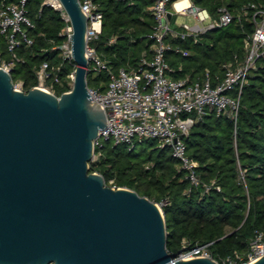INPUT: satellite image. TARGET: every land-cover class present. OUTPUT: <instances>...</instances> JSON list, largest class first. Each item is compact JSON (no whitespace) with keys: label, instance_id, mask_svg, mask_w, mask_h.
Wrapping results in <instances>:
<instances>
[{"label":"trees","instance_id":"16d2710c","mask_svg":"<svg viewBox=\"0 0 264 264\" xmlns=\"http://www.w3.org/2000/svg\"><path fill=\"white\" fill-rule=\"evenodd\" d=\"M104 12L103 30L92 42L110 64L120 67L139 65L144 53L152 56L154 41L150 38L156 24L151 11L154 0H96ZM206 8L214 17L226 6L236 15L242 7L256 3L264 7V0H192ZM43 0H29L28 9L36 27L30 31L35 43L32 48L21 47L22 59L16 62L14 81L23 80L29 91L37 80V70L44 61H61L54 43L60 44L65 28L59 11L44 6ZM255 31L253 22L245 18L224 27L208 31L197 43L192 37L172 39L189 51L188 56L169 51L168 61L177 69L175 78L187 74L195 77L209 69L213 76L225 75L223 64L246 56L245 39ZM116 36L117 41L110 44ZM0 52L11 60L6 39L0 34ZM76 62L69 63L61 74L74 72ZM106 73L88 77L90 86L106 89ZM216 83V81H215ZM70 90L65 83L57 94ZM149 146L147 148L140 146ZM189 154L199 161L198 172L203 181L221 186L203 194L202 187L193 186L173 156L169 147H160L155 139L137 142L130 149L126 144L116 145L112 139L104 142L102 156L91 162V171H98L107 183L114 180L119 186L135 189L156 202L167 200L163 206L169 233L168 249L182 253L198 245L209 244L214 258L223 260L235 251L247 254L257 231H264V57L252 71L244 87L238 121L226 115L211 112L197 123L187 139ZM244 176V177H243ZM229 234V235H228ZM187 249V250H185Z\"/></svg>","mask_w":264,"mask_h":264},{"label":"water","instance_id":"95a60500","mask_svg":"<svg viewBox=\"0 0 264 264\" xmlns=\"http://www.w3.org/2000/svg\"><path fill=\"white\" fill-rule=\"evenodd\" d=\"M60 1L73 26L72 88L25 91L0 67V264H220L171 253L160 203L91 171L108 118L89 92V16L80 0Z\"/></svg>","mask_w":264,"mask_h":264},{"label":"built area","instance_id":"2783aa9c","mask_svg":"<svg viewBox=\"0 0 264 264\" xmlns=\"http://www.w3.org/2000/svg\"><path fill=\"white\" fill-rule=\"evenodd\" d=\"M80 1L89 16L88 69L95 76L106 73L108 77L104 90L102 85H89L92 99L104 107L108 118L107 127L101 130L95 141L96 149L103 148L104 142L110 139L116 145L126 144L130 149L137 142L155 139L160 147L171 149L193 186L202 187L203 194H208L212 188L220 191L221 186L216 181L202 180L198 172L200 163L189 154L187 139L193 127L211 112L226 115L237 123L244 87L249 83V77L257 68L258 61L264 57V7L249 3L236 15L226 6H222L218 10V16L214 17L206 8L195 5L191 0H154L151 11L156 24L153 33L149 35L154 41L152 56L144 53L139 65L123 66L116 70L104 54L92 45L103 30L102 7L96 0ZM185 1L190 6H177L179 2ZM28 4L29 0H0V34L6 39L12 56L9 60L0 52V67L10 72L16 62L22 60L17 51L21 47L30 49L35 43L30 31L36 25ZM44 6L59 11L66 25L61 32L63 42L54 43L52 47V50L58 51L61 61L55 64L44 61L37 70L38 82L35 86L57 94L59 86H65V83L70 89L73 86L74 72L67 77L61 75L66 66L74 61L70 39L73 26L60 0H43L40 12ZM178 15L193 17L195 23L179 24ZM237 16L255 25V31L245 39L244 59L236 57L234 61L224 63L225 75L222 78L219 75L213 76L209 69L195 77L191 74L183 78L174 77L177 71L182 70V66L179 69L173 67L168 61V52L174 51L188 56L189 51L174 45L172 39L192 37L197 43L201 35L231 24ZM116 41L117 37L114 36L109 43ZM15 85L25 90L23 80L15 82ZM101 156L102 151H99L93 161ZM106 184L118 187L113 179ZM167 203L164 200L160 205L163 208ZM189 253L190 258L200 255L213 257L209 244L195 246L182 252L180 257H187ZM263 255L264 231H257L247 254L235 251L222 264H249Z\"/></svg>","mask_w":264,"mask_h":264},{"label":"rangeland","instance_id":"374dc122","mask_svg":"<svg viewBox=\"0 0 264 264\" xmlns=\"http://www.w3.org/2000/svg\"><path fill=\"white\" fill-rule=\"evenodd\" d=\"M177 21H178V23L179 24H183V23H195V20H194V18L193 17H186V16H183V15H178L177 16ZM71 76L69 77V80H71ZM143 147H149V146H143V145H141L140 146V148H143ZM147 149H149V148H147ZM185 250H187V249H185Z\"/></svg>","mask_w":264,"mask_h":264},{"label":"bare ground","instance_id":"6f19581e","mask_svg":"<svg viewBox=\"0 0 264 264\" xmlns=\"http://www.w3.org/2000/svg\"><path fill=\"white\" fill-rule=\"evenodd\" d=\"M185 4H188L187 6H190L188 1H185V2H179V3L177 4V6H178V7H181V6L185 5ZM187 254H188V253H187ZM184 255H185V254H184ZM190 257H191V253H189V255H188L187 257H184V259H186V258H190Z\"/></svg>","mask_w":264,"mask_h":264},{"label":"crops","instance_id":"0c3cea01","mask_svg":"<svg viewBox=\"0 0 264 264\" xmlns=\"http://www.w3.org/2000/svg\"><path fill=\"white\" fill-rule=\"evenodd\" d=\"M191 2H192V0H191Z\"/></svg>","mask_w":264,"mask_h":264}]
</instances>
